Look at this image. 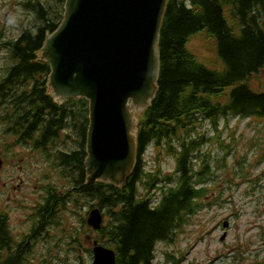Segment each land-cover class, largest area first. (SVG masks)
I'll use <instances>...</instances> for the list:
<instances>
[{"label":"trees","instance_id":"trees-1","mask_svg":"<svg viewBox=\"0 0 264 264\" xmlns=\"http://www.w3.org/2000/svg\"><path fill=\"white\" fill-rule=\"evenodd\" d=\"M56 4L63 7L64 0ZM22 6L35 14L38 24L35 31L23 29L17 38L4 43L12 61L0 78L1 134L12 139L5 148L32 141L30 151L46 154L50 170L68 180L67 193L98 201L109 221L95 233L115 252L116 264H152L156 244L172 243L188 218L203 207L206 189L199 186L209 171L206 164L194 171L192 152L197 144L182 140L183 133L190 132L197 120L215 122L227 115L264 119V91L251 87L264 70V0L167 1L157 46V91L138 117L136 164L121 187L83 186L88 102L76 98L57 105L47 94L49 65L37 60L36 53L61 22L63 8L62 12L45 9L37 0ZM201 33L214 42L224 64L222 71L208 68L189 51L190 40ZM60 134L77 149L47 153L48 144ZM149 145L174 158L172 174L158 177V170L143 172L142 155ZM220 146L227 149L222 142ZM139 184L143 195L138 193ZM57 190L51 186L43 191L54 200ZM48 208L43 205L34 213L42 226L50 222ZM10 238L6 217L0 212V264H20L24 248L11 252ZM4 251L6 257L1 256ZM166 257L169 264L180 263L173 256Z\"/></svg>","mask_w":264,"mask_h":264},{"label":"rangeland","instance_id":"rangeland-1","mask_svg":"<svg viewBox=\"0 0 264 264\" xmlns=\"http://www.w3.org/2000/svg\"><path fill=\"white\" fill-rule=\"evenodd\" d=\"M28 1L0 0V78L12 64L4 43L38 24L35 14L22 6ZM37 1L45 9L49 6L62 12L56 0ZM188 48L208 68L224 69L214 42L205 33L193 37ZM251 87L264 91V70ZM1 128L0 125V212L8 216L9 235L19 241L30 233L33 208L44 199L43 190L55 186L57 192L67 193L69 183L50 170L46 154L30 151L32 141L6 149L12 139L2 135ZM182 138L197 144L192 152L194 171L199 172L205 164L209 171L199 186L206 189L203 207L188 218L172 243L156 244L152 264H169L166 254L179 260V264H264V119L227 115L215 122L197 120ZM221 142L227 149L220 146ZM76 149V144L70 140L65 143L64 134H60L48 144L47 153ZM142 162L143 172L158 170V177L172 174L175 167L171 155L164 150L157 152L151 145L142 155ZM138 193H145L141 184ZM158 195L159 190L154 203ZM94 208H100L98 201L70 195L68 204L51 217L48 225L35 230V236L30 234L21 251L20 264H91L93 243L108 247L86 223ZM100 210L105 226L109 218L105 209ZM224 221L228 223L225 229ZM223 233L225 239L220 241ZM5 255V251L1 252L2 257Z\"/></svg>","mask_w":264,"mask_h":264},{"label":"water","instance_id":"water-1","mask_svg":"<svg viewBox=\"0 0 264 264\" xmlns=\"http://www.w3.org/2000/svg\"><path fill=\"white\" fill-rule=\"evenodd\" d=\"M167 1L64 0L60 24L36 53L50 67L46 86L55 103L88 102L85 185L121 187L134 169L138 117L157 91ZM102 221L99 208L88 213L92 230ZM92 256L91 264H116L115 252L96 242Z\"/></svg>","mask_w":264,"mask_h":264},{"label":"flooded vegetation","instance_id":"flooded-vegetation-1","mask_svg":"<svg viewBox=\"0 0 264 264\" xmlns=\"http://www.w3.org/2000/svg\"><path fill=\"white\" fill-rule=\"evenodd\" d=\"M85 158V157H84ZM84 166V163H83ZM79 180V178L75 179V181ZM85 181H86V176H85V167H84V176H83V186L85 185ZM45 193V197L44 199L41 201V203H39L38 205H36L33 209L35 211H39L40 207L43 205L48 204L49 206V210L51 211V217L54 216V214H56L58 211H60L61 207L63 206L65 208V206L68 204L69 200H70V195L68 193H60V192H56L55 194V199L54 200H50L48 194L46 192ZM78 197V195L76 194V192L71 195V197ZM79 198V197H78ZM84 195H81L79 199H83ZM3 217V215H1V218ZM7 218V222H8V216H6ZM48 225V222L47 224ZM42 225L39 224V219L37 216H34V223L33 225H31L30 227V233L28 235H26V239H24L23 237L19 240V241H15V240H10V242H8L10 244L11 247H14L11 252H15L17 251V248L20 246L26 247L27 245V239L30 237V234H32L33 236H35V230L37 229H41ZM6 237H9L6 235ZM6 252V255L4 257L7 256L8 252Z\"/></svg>","mask_w":264,"mask_h":264}]
</instances>
